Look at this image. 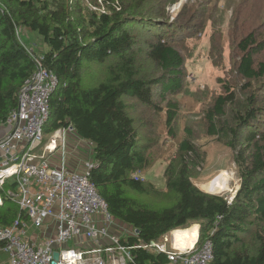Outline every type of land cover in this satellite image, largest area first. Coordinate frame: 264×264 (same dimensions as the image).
Segmentation results:
<instances>
[{
	"label": "trees",
	"instance_id": "1",
	"mask_svg": "<svg viewBox=\"0 0 264 264\" xmlns=\"http://www.w3.org/2000/svg\"><path fill=\"white\" fill-rule=\"evenodd\" d=\"M117 1L105 0L109 3L104 13L88 8L83 0H0V123L17 106L22 87L37 68L21 42L22 27L42 38L43 64L60 80L45 133L72 124L81 137L95 143L97 166L91 179L114 216L135 226L146 241L198 222L200 243H213L212 264H264V36L258 40L262 32L252 30L238 39L240 59L234 72L241 84L224 82V93L204 108L208 134L222 138L234 151L240 189L230 200L193 182L203 153L189 134L165 168L167 189L160 190L132 177L151 161L149 143H142L139 119L131 108L136 102L163 110L156 98L165 101L181 91L187 57L175 35L167 36L164 30L169 22L166 0ZM137 29L146 34L137 37ZM98 66L105 72L88 74ZM166 111L175 138L178 102L168 100ZM143 120L148 128L147 117ZM130 192L160 202L150 204ZM18 215L14 201L7 199L0 207L4 224ZM160 260L165 256L137 253L140 264Z\"/></svg>",
	"mask_w": 264,
	"mask_h": 264
},
{
	"label": "built area",
	"instance_id": "2",
	"mask_svg": "<svg viewBox=\"0 0 264 264\" xmlns=\"http://www.w3.org/2000/svg\"><path fill=\"white\" fill-rule=\"evenodd\" d=\"M100 1L101 7L89 6L108 12L107 2ZM21 42L37 68L3 122L10 130L0 139V207L7 199L19 205L13 223L0 222V251L9 255V263L140 264L137 253L145 251L165 256L157 264H212L213 243L201 244L200 234L194 247L180 249L174 230L146 241L135 226L114 216L91 179L95 143L72 124L45 140L51 97L60 80L44 66L43 54Z\"/></svg>",
	"mask_w": 264,
	"mask_h": 264
},
{
	"label": "rangeland",
	"instance_id": "3",
	"mask_svg": "<svg viewBox=\"0 0 264 264\" xmlns=\"http://www.w3.org/2000/svg\"><path fill=\"white\" fill-rule=\"evenodd\" d=\"M117 2L121 3L120 0ZM84 4L90 9L92 8L89 4L102 6L100 0H87ZM166 13L169 22L164 30L167 36L175 35L177 47L187 57L184 65L183 88L175 95L169 94L165 101L156 98L157 104L164 107L160 111L144 108V105L139 106L133 102L131 110L135 118L139 119L142 143L147 146L149 143L147 153H150L151 163L145 170L133 172L132 177L135 178L133 174L138 173L140 180L151 182L157 189L166 190L165 168L169 161L178 155L180 141L190 134L189 138L193 139L203 153V161L197 167V174L192 178L193 182L204 190L201 187L202 183L210 181L222 171H227L229 174L227 181L212 193L232 199L242 182L234 159V151L222 138L208 134L204 108L207 109L218 94L224 93V82L241 84V80L236 78L234 72V63L240 59L237 42L240 37L252 30L262 32L258 40L263 38L264 0H176L174 2L166 0ZM22 29L23 42L31 48L34 47L36 54H43L45 46L42 38L36 33L30 36L27 33L29 31L25 32V29ZM145 31L137 29L135 34L139 37L146 34ZM24 36L28 37L27 40ZM100 72H105V67H93L88 74ZM257 86L258 84L254 85V90ZM168 100L177 101L179 105V112L174 122L175 138L166 123ZM145 116L149 123L148 128L147 122L143 120ZM51 134L45 133V140ZM84 149L88 153L91 152L89 148ZM130 193L133 197L150 204L157 205L160 202L155 197ZM199 225L198 222H194L190 226L197 230Z\"/></svg>",
	"mask_w": 264,
	"mask_h": 264
},
{
	"label": "bare ground",
	"instance_id": "4",
	"mask_svg": "<svg viewBox=\"0 0 264 264\" xmlns=\"http://www.w3.org/2000/svg\"><path fill=\"white\" fill-rule=\"evenodd\" d=\"M229 177V174L227 171L220 172L219 175H217L215 178L211 179L210 181L206 183H202L201 187L208 191V193L214 192L221 184H223L225 181H227V178ZM198 228V227H197ZM199 228L196 230V228H190V229H177L174 230L173 237H174V243L175 245L180 248L184 249L187 247H194L198 236H199Z\"/></svg>",
	"mask_w": 264,
	"mask_h": 264
},
{
	"label": "crops",
	"instance_id": "5",
	"mask_svg": "<svg viewBox=\"0 0 264 264\" xmlns=\"http://www.w3.org/2000/svg\"><path fill=\"white\" fill-rule=\"evenodd\" d=\"M25 29V28H24ZM25 32H27L26 31V29H25ZM30 36H34L32 33L33 32H27ZM35 33V32H34ZM28 36V35H27ZM20 38L22 39V41L24 40L23 39V29L22 28H20ZM24 38H26V40H27V38L28 37H25L24 36ZM26 43V42H25ZM9 130H10V127L7 125V124H5V123H3V122H1L0 123V139L2 138V137H4L8 132H9ZM0 155H1V151H0ZM0 264H10L9 263V255L6 253V252H4V251H0Z\"/></svg>",
	"mask_w": 264,
	"mask_h": 264
},
{
	"label": "water",
	"instance_id": "6",
	"mask_svg": "<svg viewBox=\"0 0 264 264\" xmlns=\"http://www.w3.org/2000/svg\"><path fill=\"white\" fill-rule=\"evenodd\" d=\"M56 256H57V254H56Z\"/></svg>",
	"mask_w": 264,
	"mask_h": 264
}]
</instances>
